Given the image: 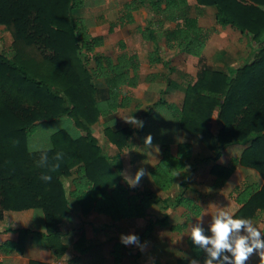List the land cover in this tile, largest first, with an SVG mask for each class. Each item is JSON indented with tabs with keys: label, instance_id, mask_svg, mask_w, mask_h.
Instances as JSON below:
<instances>
[{
	"label": "trees",
	"instance_id": "trees-1",
	"mask_svg": "<svg viewBox=\"0 0 264 264\" xmlns=\"http://www.w3.org/2000/svg\"><path fill=\"white\" fill-rule=\"evenodd\" d=\"M196 1L198 8L214 7L217 23L246 35L251 44L258 45L259 52L252 63L240 67L227 66L225 58L214 62L221 66L204 67L196 80L183 88L181 105L160 99L140 120L138 130L105 126L107 138L118 151L111 157L95 135L94 126L100 118L130 105L123 87L139 84L138 57L123 53L115 61L96 52L104 46V37L90 33V21L74 17V10L85 7L87 0H0V26L13 37L11 53H0V222L7 211H41L45 246L61 260L68 250L64 236L83 229L74 222L72 200L84 216L106 214L114 221L147 219L149 209L159 205L164 218L148 219L146 231L138 239L141 245L156 225L182 233L202 214L203 208L185 192L194 166L201 161H213L210 173L218 189L227 185L239 165L256 170L264 180V0ZM141 7L168 21H181L167 35L169 49L204 57L210 33L201 26L199 16H189V0H133L125 5V18L133 22V13ZM92 61L96 67H91ZM150 61L163 62L157 51L150 55ZM95 78L107 79L106 95L100 93ZM216 114L222 123L217 134L210 127ZM158 118L159 130L153 124ZM55 123L60 128L50 134L49 145L34 147L32 138L38 127ZM168 125L199 141L213 156L196 158L189 141L179 143L174 154L171 143L164 140ZM135 133L154 137L152 143L162 144L161 159L151 169L158 187L169 191L182 176V192L175 199H162L154 191H141L125 180L121 155L131 146ZM250 138V146L239 157L228 165L219 163L224 147ZM74 175L75 189L70 191L66 180ZM48 176L50 181L45 179ZM236 193L242 207L235 219L261 220L264 185L248 183L237 187ZM170 206L184 208L185 223L170 225ZM201 230L203 236L208 234ZM8 232L17 238L2 241L0 232V253L7 255L23 252L29 239L38 234L32 229ZM86 242L84 232L75 246L81 255L90 250ZM188 244L191 258H181L176 264H206L208 260L234 264L227 250L213 259L209 252L215 250L213 246L195 243L192 233ZM226 256L229 261L224 260ZM114 257L115 264H122L125 254L121 243L114 246ZM75 263L79 264V258L69 261ZM30 264L52 263L33 260Z\"/></svg>",
	"mask_w": 264,
	"mask_h": 264
},
{
	"label": "crops",
	"instance_id": "crops-1",
	"mask_svg": "<svg viewBox=\"0 0 264 264\" xmlns=\"http://www.w3.org/2000/svg\"><path fill=\"white\" fill-rule=\"evenodd\" d=\"M91 1L92 8H89L86 5L83 8L76 9L74 10V17L77 19H85L90 21L92 26L94 25L92 28L90 27V33L93 36L104 37V46L98 48L96 52L98 54L111 57L115 61H117L121 54L128 53L129 55H136L140 61L139 84L137 87H123V96L131 99L130 105L128 107L121 108L113 115L100 118L99 122L94 126V133L99 138L105 152L107 153L108 150L110 154H107L111 157H114L117 155L118 151L116 146L107 138L105 134V126H112L116 130L124 128H133L138 130L140 126H136L137 121L140 122V120L148 111L153 110L155 104L160 99L165 98L169 103L181 105L185 96L184 89L190 83L191 77H193L196 68H194L192 64H187L185 61H183L181 62L178 69L176 63L173 62L174 60H172V57L180 52V50L169 49L167 47V35L169 32L174 31L177 28L179 24L178 22L176 23L168 21L164 16L156 15L146 7H141L135 11L133 13V22H129V20H127L128 18H125L127 16L125 9V13H121L119 18V29L116 28L115 24H111L107 33L103 30L98 32V29L95 28L96 24H98L97 19L102 18V15L108 18L110 9L113 8V5L111 1L106 4L103 3V0ZM132 1L133 0H124V6L128 3H131ZM189 3V16H199L202 27H204V22L213 21V14L215 18V10L213 8H198L196 0H189ZM152 16L156 17V22L152 21ZM139 18H141V20ZM161 22L163 24H161ZM221 27L223 28V26ZM133 28H136V30H133ZM114 42H116L117 45L113 46L112 44ZM209 44L210 38L206 50L209 47ZM156 51L159 53L163 62L152 64L150 61V55ZM190 57L199 59L192 56ZM91 67H96L94 61H92ZM188 77H190V79L187 80ZM94 83L100 90V93H104V95L107 94V79L95 78ZM101 98L102 97H99L100 100ZM149 123H151V121H149ZM148 125L150 126L151 124ZM167 129L168 132L164 136V140L171 143L174 154H177L178 152L179 143L189 141L194 145V156L196 158L205 157L201 156L200 152L203 151L206 153V147L203 145L202 147L200 143H196L184 132L177 133L175 129L170 127V125H168ZM135 134L138 135L137 144H140V147L145 149H150V151H156V156L158 158L155 159L154 157H150L148 154L142 158L140 157L141 159L134 161L130 155V160H128V151L124 150L121 158L124 164L125 180L132 187H137L141 191H154L162 199H175L182 192L179 186V183L182 181V176H179L176 184L169 191H163L160 187H158L151 176V169L161 159L162 144L159 142L156 144L152 143L154 142V137H152L149 142L147 135L144 134L143 136L138 133ZM130 147L128 148L129 150L131 149ZM206 156H209V154ZM219 163L223 165L229 164L226 163V161H219ZM212 165H210V170ZM194 167L196 172L197 166L195 165ZM143 169L144 174L140 176L139 180H137L138 173H140ZM195 172L188 180L185 192L203 208V212L199 217L193 218V220L188 224L187 229L182 233L174 232L168 226L164 227L161 225H156L150 237L141 245H139L138 239H140V237H142V235L145 233L148 219L156 220L164 218V214L162 213V209L159 205H154L149 209V217L147 219L133 218L122 219L120 221H114L111 216L99 213H93L88 216H84L82 214L81 208L78 205L79 211H77L76 215H74V222L79 226V228L83 225V229L82 231L78 230L64 236L63 240L64 243L68 245V250L63 259L56 260L53 253L45 246V240L42 236V233L45 232V217L43 213L35 209L24 211H7L5 212L4 220L0 222L2 241L17 238L12 233L8 232V229H32L38 234L29 239L23 252H14L9 255L0 253V261L3 262V264H30L33 260H39L47 263L49 262L52 264H69L70 260L79 258V264H115L114 246L117 243L122 244L125 254L122 264H176L177 260L181 258L185 257L190 259L191 253L188 244V236L190 233H192L193 229L199 228L206 230L208 234L205 236V238L211 239L214 237V233H212L211 228L215 219L231 218L236 220L235 216L242 207V205L236 201L238 194L234 189L237 187L228 189V185L231 183V180L235 174L231 177L224 188L218 189L214 186L215 177L210 173L214 190L212 194H214V196H211L209 199L207 194L209 190L208 187H206L207 185L204 184L205 180L199 178V172L196 174ZM74 178L75 175L66 180V185L70 191H74L75 189L73 184ZM176 186L179 189L177 190L176 195L169 194V192L174 190ZM226 188L229 191L231 199L228 195L225 198L224 192L225 190L227 191ZM202 196H205L207 199H204ZM208 199L211 203H208ZM170 208H172V210H169ZM170 208L168 209L167 213L169 215V222L171 226L186 222L184 208H176L173 206H170ZM173 209H177L178 212L175 213ZM176 215L178 218L175 220L174 218H176ZM259 221L252 220L251 225L254 222ZM81 222H83V224L80 225ZM241 228L245 227L242 226ZM84 232L87 236L86 247H90V250L84 255H81L75 246ZM240 235L241 229H239L237 232H233L230 235L229 243L232 244L233 247L234 241L240 238ZM129 236H134L137 238L136 242H134L135 246H132L134 243H124L122 241V237L127 238ZM183 236L185 237L186 245L183 247L184 252L178 255L181 248L178 247L176 239L177 237ZM248 243L249 246L252 245L250 241ZM204 246H212V244L209 243ZM127 253H130V255H127ZM194 264L202 263L195 261Z\"/></svg>",
	"mask_w": 264,
	"mask_h": 264
},
{
	"label": "rangeland",
	"instance_id": "rangeland-1",
	"mask_svg": "<svg viewBox=\"0 0 264 264\" xmlns=\"http://www.w3.org/2000/svg\"><path fill=\"white\" fill-rule=\"evenodd\" d=\"M104 4L108 3L111 1L113 8L110 9V14L109 17L107 18L106 16L102 15V18L97 19L98 24H96L95 28H97L98 32H101L102 30L104 32H108L110 29L111 24H115L116 28H120V16L121 13H125V6H124V0H103ZM197 2V1H196ZM103 4V5H104ZM87 6L89 8H92V1L87 0ZM95 8V7H94ZM215 10V18H216V9L214 7H211ZM144 18V17H142ZM214 14L212 15L213 21H207L204 22L203 26L206 27L205 29L209 31L210 33V44L209 47L207 48L204 57L202 59H194L191 58L190 56H187V54H183L181 52H178L175 56L172 57L173 62L176 63L177 68L180 66L181 62L185 61L187 64H192L194 68H196V71L193 74V77H191L190 82H194L198 76V73L200 70H202L206 66H221L222 63L219 64H214V62H217V60L221 58H225V63L229 67H240L245 64H250L254 61L257 53L259 52V47L255 43L251 44L249 39L242 35L238 30L232 28L231 26L228 27H221L217 23V20L215 22ZM141 20V18H139ZM145 20V19H142ZM152 21L156 22V17L152 16ZM181 23V22H179ZM94 26V25H93ZM92 25L90 26L91 28L93 27ZM115 28V29H116ZM133 30H136V28H133ZM12 43H13V37L12 34L6 30L4 26H0V53L3 54H10L11 49H12ZM113 46L117 45L116 42L112 44ZM183 66V65H182ZM179 69V68H178ZM186 69V68H185ZM179 73V72H178ZM195 75V76H194ZM190 79V77L187 78V80ZM155 111H161V110H155ZM161 118H158L155 120V123H153L155 126L158 127V130L160 129V123H161ZM152 121V120H151ZM221 121H217V114L214 116L213 122L210 124L211 130L214 133H218L221 127ZM139 125V122L137 121L136 126ZM60 128V124L55 123L50 126H43L40 125L36 132L33 135V143L32 145L34 147H40V148H45L49 145V136L52 134L54 131ZM187 137V136H186ZM188 138V137H187ZM253 138L248 139L245 142H237L230 144L222 149L224 155L223 158L220 160L221 162L226 161V163H231L232 159L234 157H239L242 152L250 146ZM196 143H200L199 141L195 140ZM138 143V135L134 134V137L131 141V149L129 150L128 148L126 149L127 152V159H129V156L131 155L132 159L138 160L144 157L145 155H150V157H154L157 159L158 157L156 156L157 152L154 150L148 148H143L140 147V144ZM137 145V146H136ZM202 146V144L200 143ZM203 147V146H202ZM114 151V150H113ZM107 153L109 151L107 150ZM112 153V152H111ZM206 153L209 154V156H213V152H209V150L206 149ZM204 153L203 151L200 152L201 156L209 157L206 156L208 154ZM204 154V155H203ZM126 157V155H125ZM141 157V158H140ZM151 162V161H150ZM150 164V163H149ZM212 161H201L199 164H196L197 166V172H199V178L204 179V184H206L208 187V197L210 199L211 196H214L213 193V182L211 179L210 175V165H212ZM152 165V163H151ZM150 165V166H151ZM144 171V169H143ZM194 174V175H195ZM198 177V176H197ZM252 184V183H260L261 185H264V180L260 176V174L251 168H246L242 166H238L237 171L234 175V177L231 180V183L228 185V189H233L234 187H242L245 184ZM238 185V186H237ZM227 189V188H226ZM225 190L224 195L225 198L228 195L230 198L229 191ZM237 189V188H236ZM236 189H234L236 191ZM178 187L172 191L169 192L171 195H176ZM207 191V190H206ZM206 193V192H203ZM166 195V194H164ZM204 195V194H203ZM204 199H207L205 196H202ZM208 199V203H211L210 200ZM231 199V198H230ZM72 206H74V212L73 215H76V212L79 211V207L76 203V200H72ZM169 210H172L170 208ZM174 212H178L177 209H173ZM76 217V216H75ZM174 218L175 220L178 218L177 215ZM262 220L259 222H254L252 225H250L252 228L258 230L260 232L259 236V241L264 244V215L262 216ZM246 228V227H245ZM245 228H241V235L240 237H249L248 242L250 241L253 243V239L250 236V233H248ZM33 238V237H32ZM177 245L178 247L181 248L179 251L178 255L182 254L184 252L183 247L186 245V240L185 237H177ZM135 246V243L134 245ZM135 249V248H132ZM129 252V251H128ZM262 253H264V247L254 249V251L249 255L248 259L244 261V264H263V259H262ZM127 255H130V253H127ZM49 263V262H48Z\"/></svg>",
	"mask_w": 264,
	"mask_h": 264
},
{
	"label": "clouds",
	"instance_id": "clouds-1",
	"mask_svg": "<svg viewBox=\"0 0 264 264\" xmlns=\"http://www.w3.org/2000/svg\"><path fill=\"white\" fill-rule=\"evenodd\" d=\"M151 137L148 138V141L150 142ZM143 170H141L140 173L137 175V180H139L140 176L143 175ZM46 180H51V177H45ZM250 220H233L231 218L227 219H220L217 218L214 221V224L211 228L212 233H214V237L211 239L205 238V236L202 235V230L199 228L193 229L192 231V239L195 243L206 245V244H212L213 250H209L210 255L213 259L217 257V255L220 253L221 250H227L232 254V257L234 258V264H244V261H246L249 257V255L253 252L254 249L262 248L264 247V244H262L259 241L260 232L251 226ZM242 226H246L245 230L250 233L251 238L253 239V243L251 246H249L248 240L249 237H240L234 241V247L232 244L229 243L230 235L233 232H237L239 229H241ZM137 238L134 236H129L127 238L122 237V241L124 243H134L136 242ZM262 259H264V253L261 254ZM225 261H229V257H224ZM206 264H212V260L206 261ZM231 264V262H229Z\"/></svg>",
	"mask_w": 264,
	"mask_h": 264
}]
</instances>
